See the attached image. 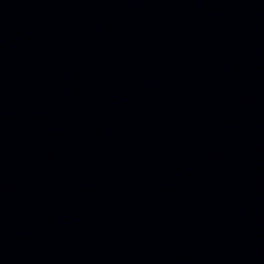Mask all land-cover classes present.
<instances>
[{"label":"water","instance_id":"1","mask_svg":"<svg viewBox=\"0 0 264 264\" xmlns=\"http://www.w3.org/2000/svg\"><path fill=\"white\" fill-rule=\"evenodd\" d=\"M0 264H264V0H0Z\"/></svg>","mask_w":264,"mask_h":264}]
</instances>
